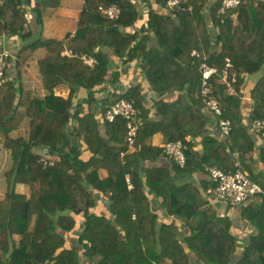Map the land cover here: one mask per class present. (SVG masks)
Wrapping results in <instances>:
<instances>
[{"label": "trees", "instance_id": "16d2710c", "mask_svg": "<svg viewBox=\"0 0 264 264\" xmlns=\"http://www.w3.org/2000/svg\"><path fill=\"white\" fill-rule=\"evenodd\" d=\"M60 3L0 0V36L22 40L0 81V136L12 157L5 172L6 195L0 200V264H264V194L234 209L255 227L236 257L239 238L232 231L233 218L227 212L219 214L205 194L211 180L201 190L191 181H178L172 173L185 176L202 171L209 176L211 167L235 169L231 153L253 152L250 157L241 155L239 162L264 188V170L256 167L258 161L264 166V145L254 156L258 147L254 135L261 137L254 122L264 120V2L241 0L237 8L222 13V0H187L175 8L167 0H143L147 20L134 30L142 10L132 0H85L73 34L63 40L44 39L43 12ZM111 4L120 7L114 20L100 11V6ZM152 36L155 44L150 46ZM38 47L49 51L39 60L49 91L43 99L24 89L18 79ZM66 49L71 54H62ZM194 49L202 57L193 56ZM112 55L124 63L141 58L152 89L160 96L180 91L179 96L172 102L158 101L156 119H149L139 84L98 99L105 93L102 86L119 77L117 71H110ZM83 56L94 57L96 63L87 64ZM228 59L232 92L223 77ZM203 61L216 68L209 80V96L232 122L227 138L204 130L200 107H208L202 94ZM249 77L253 104L244 112ZM61 84L70 88L67 97L55 93ZM82 90L86 95L77 100ZM121 98L134 101L139 110L141 123L133 151L128 150L126 120L119 117L110 122L102 115ZM27 116L31 117L28 137L11 136ZM157 133L167 141L186 144L184 167L171 160L163 146L152 143ZM198 136L200 150L194 148ZM83 146L91 153L88 158L83 156ZM163 158L170 160L171 167L159 164ZM101 169L106 176L100 175ZM100 194L108 200L107 214L92 210ZM157 202L164 210L162 217Z\"/></svg>", "mask_w": 264, "mask_h": 264}, {"label": "crops", "instance_id": "0c3cea01", "mask_svg": "<svg viewBox=\"0 0 264 264\" xmlns=\"http://www.w3.org/2000/svg\"><path fill=\"white\" fill-rule=\"evenodd\" d=\"M138 7L141 8V14L139 19L134 25L135 29H140L141 25L146 22L147 16H148V9L143 4V0H132ZM256 1H262L264 0H256ZM85 0H61V3L58 7H47L43 12V30H42V36L44 39H55V40H63L68 34L74 33L78 27L79 17L80 13L83 9ZM31 19V25L33 29H35L36 21L32 14H29ZM234 18V21L237 22V13H234L232 15ZM210 22V21H209ZM212 26V24H210ZM155 44V40L153 39V36L150 39V46ZM22 45V40L18 36H0V53L2 51H7L12 54H14L15 51H17L20 46ZM49 54V51L46 47H38L35 49L32 54L27 58L24 65L21 68L20 75L18 79L20 80L22 86L24 89H30L32 90L33 96H36L40 99H43L48 93V89L44 85L43 76L40 72L39 68V60L46 57ZM112 59L114 61L113 67L110 69L111 73L117 71L119 74L118 80L116 82H106L102 87H105V93L98 94V99L103 98L107 96V94H111L112 92L115 93H124L130 86L133 85H140L141 88V96L143 99V102L147 108H149V119H156L159 117L158 107L160 100H165L167 102H172L177 99V97L180 94V91H171L169 93L164 94L163 96H160L156 91H154L146 77L144 76V73L141 69V58H136L130 62L124 63L122 62V58H119L115 55H112ZM264 72V67L262 69ZM110 73V74H111ZM109 74V75H110ZM108 75V79L111 78V76ZM250 78V77H249ZM253 86V79L250 78L249 81L245 84L244 88V112H246L247 108L252 106L253 101L250 98V88ZM70 88L66 84H61L58 87L55 88V93L58 95H62L64 97H67L69 94ZM84 90L80 91L77 100H81L85 96ZM100 105L95 106V111H100ZM198 108V107H197ZM201 114L204 117L205 120V133L209 135H213L215 137L224 138L221 136V130L219 126V122L217 117L211 112V110H208V108L200 107ZM105 110L102 112V115L104 114ZM101 114V113H100ZM101 116V115H99ZM30 120L31 117L27 116L24 118V120L21 122L20 126L14 130L11 131V136L13 137H28L30 132ZM76 124H78L75 121ZM80 126V124H78ZM262 137V136H261ZM259 136L254 135V139L256 140L257 149L254 152V156L258 157V151L259 146L264 145L263 137L261 138ZM187 140H193L191 136L186 137ZM198 143L195 144L194 148L196 150H200L201 147V136H198L195 139ZM164 142H167L165 140L163 134L157 133L152 137V143L162 145ZM200 143V144H199ZM83 156L85 158H88L91 154L90 151L83 146ZM253 154V152H235L232 153V159L237 162L240 161V156L244 155L246 157H250ZM5 163L6 166L3 167V172L5 170L9 169V166L12 165V157L4 145L2 137L0 136V166ZM151 164H156V162H150ZM150 164V166H151ZM161 165H168L171 167V162L169 159H161V162L159 163ZM149 165V164H148ZM257 170H264V166L262 162L258 161L256 164ZM5 168V169H4ZM174 177L180 181V182H186L191 181L194 183L198 188L203 190V184L207 180H209L208 174H205L202 171L194 172L192 174H187L185 176L178 175L174 170L172 171ZM100 175L102 177L107 175V171L105 169L100 170ZM4 185V186H3ZM23 188V187H22ZM208 190L205 193L208 197V200L211 204L214 205V207L217 209L219 214L229 213V215L233 218V226L232 231L237 234L239 238V244H238V251L234 255L238 257L244 248V245L248 241L249 237L251 236V233H253L255 230V227L247 222L240 214L239 210H229L225 206V204L216 201L212 198L211 195H208ZM7 186L6 181L4 177H0V200L4 198L6 195ZM153 196V194H150ZM152 198V197H151ZM161 201V199H158ZM159 203H156L157 212L160 214V216H163L164 210L162 208H159ZM94 212L98 214H107L109 212L108 210V200L105 196L100 194V196L97 199L96 205L92 209ZM178 223L180 225V228L184 232H188V229L184 226V222L178 220ZM259 255V253L257 254Z\"/></svg>", "mask_w": 264, "mask_h": 264}, {"label": "built area", "instance_id": "2783aa9c", "mask_svg": "<svg viewBox=\"0 0 264 264\" xmlns=\"http://www.w3.org/2000/svg\"><path fill=\"white\" fill-rule=\"evenodd\" d=\"M186 1L187 0H167V5L170 8L180 7ZM240 3L241 0H222L221 12L225 13L227 10L237 8ZM100 11L107 19L114 20L120 15V7L117 4L100 6ZM69 51H65V53L68 54ZM192 55L195 57H202V53L197 49L192 51ZM14 59L15 55L10 52L2 51L0 53V81L4 78L6 67L13 64ZM83 59L91 66L96 63V59L92 56H83ZM231 66L232 63L228 59L226 68L223 71V77L228 84L230 92L233 90L227 78L229 76L228 68ZM200 70L202 72V94L204 96V102L208 109L218 116L221 136L227 138L232 130V122L230 119L223 116V109L219 102L215 98L209 96L211 93L209 80L212 74L216 72V68L203 61L200 64ZM232 76L235 78L236 74H233ZM138 114L139 110L135 106L134 101L126 98H121L115 103L109 105L104 112V118L107 121L112 122L119 117L126 120L128 150L134 149L135 141L139 132L141 122L138 118ZM254 128L264 138V120H256L254 122ZM163 148L165 154L177 165L180 167L186 165L187 146L182 140L167 141L163 145ZM122 154H124V152ZM208 172L209 179L212 182V186L209 188L208 192L213 199L228 205L231 210L236 209L239 205L252 197L264 194V188L241 168L239 161L235 162V169L225 171L219 167H211L208 168ZM127 180L129 182V187H131L129 177H127Z\"/></svg>", "mask_w": 264, "mask_h": 264}, {"label": "rangeland", "instance_id": "374dc122", "mask_svg": "<svg viewBox=\"0 0 264 264\" xmlns=\"http://www.w3.org/2000/svg\"><path fill=\"white\" fill-rule=\"evenodd\" d=\"M137 6V5H136ZM27 10H28V14H32V10H31V7H27ZM220 12H221V9H220ZM65 51H69V50H64L63 52H62V54H64V55H69V54H71V52L69 51V53L68 54H66L65 53ZM45 58V57H44ZM43 59V58H42ZM165 144V142L161 145V146H163ZM134 149H132V150H130V151H133ZM4 166H6V164L5 163H3L1 166H0V177H4V179H5V181H6V186H7V180H6V176H5V172L7 171V170H5L4 172H3V167ZM9 168H10V166H9ZM5 169V168H4ZM4 186V185H3Z\"/></svg>", "mask_w": 264, "mask_h": 264}, {"label": "water", "instance_id": "95a60500", "mask_svg": "<svg viewBox=\"0 0 264 264\" xmlns=\"http://www.w3.org/2000/svg\"><path fill=\"white\" fill-rule=\"evenodd\" d=\"M23 3L26 4V5H30L31 0H23ZM99 27L102 28V29H108V30H117V29H119L118 25H112V26H107V27L99 25ZM45 152H48V148L45 149ZM231 157H232V153H231Z\"/></svg>", "mask_w": 264, "mask_h": 264}]
</instances>
